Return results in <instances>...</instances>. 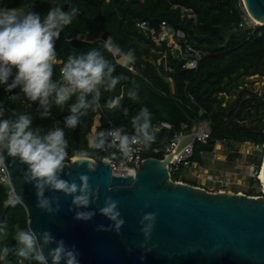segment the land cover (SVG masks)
Segmentation results:
<instances>
[{"label":"trees","instance_id":"trees-1","mask_svg":"<svg viewBox=\"0 0 264 264\" xmlns=\"http://www.w3.org/2000/svg\"><path fill=\"white\" fill-rule=\"evenodd\" d=\"M241 4V0H0V7L32 9L41 16L52 6H62L64 11H68L69 5L80 9V15L65 27L55 43L60 61L66 60L73 51L85 54L91 48H99L109 36L125 51L134 49L136 55L134 65L127 68L116 65L114 74H123L127 79L121 81L114 92H103L101 108L90 111L74 130L64 126V119L70 114L67 107L53 106L51 117L41 119L42 109L24 98L19 87L6 92V86L0 85L4 108L0 119L11 117L15 111L31 115L33 127L64 128L69 141V162L73 149L92 152L88 144L90 136L110 129L111 124L123 126L131 133V119L142 107L150 110L152 124L159 129L156 142L146 150V157L163 159L167 144L176 134L190 133L193 120L209 121L211 134L205 142L195 143L190 157L192 164H206L207 157L214 154L217 141L227 148L228 162L244 157L238 145L247 142L259 145L261 149L246 155L247 162L257 166V175L247 176L246 194L263 195L258 174L264 156V94L254 92L246 83L250 76L264 77V24L252 27L244 22ZM141 22L150 27H141ZM163 22L168 28L184 33L182 43L200 50L202 57L196 68L184 66V58H177L168 51L167 40L157 41L153 36L152 29L158 35ZM100 50L116 63V58ZM166 52L165 66L157 59ZM61 67V63L55 65L53 79L59 78ZM132 88L138 90V102L127 97V91ZM17 94L21 95L20 100L12 101L10 96ZM112 97L121 98L123 108L129 110L127 116L122 109L104 107ZM73 102L75 97L69 101ZM163 122L171 127L162 126ZM156 147L160 152H154ZM103 155L106 154L90 158L100 161L99 156ZM186 171L188 167L181 164L178 170L172 171V180L197 186V179L187 176ZM212 188L216 189L217 184L213 183ZM9 199L10 186L0 182V225H9L7 243L13 249L8 259L11 264H20L21 258L15 254L19 245L13 241L11 229L16 223L27 228L28 215L22 203L10 206Z\"/></svg>","mask_w":264,"mask_h":264},{"label":"clouds","instance_id":"clouds-1","mask_svg":"<svg viewBox=\"0 0 264 264\" xmlns=\"http://www.w3.org/2000/svg\"><path fill=\"white\" fill-rule=\"evenodd\" d=\"M79 15L80 9L71 5L68 11L62 10L59 5L52 6L43 16L32 9L22 11L0 7V85L6 86V92L19 87L24 98L42 109L41 119L51 117L53 106L60 109L67 107L70 114L65 117L64 126L73 130L90 111L96 112L101 108L103 92H114L117 85L127 79L123 74H114L116 65L127 68L136 62L134 49L125 51L111 36L99 48H91L85 54L73 51L66 60H58L55 43L65 27ZM101 48L116 58V63L106 58ZM57 63H61L62 67L59 78L53 79ZM126 94L130 100L138 102L136 88L129 89ZM73 97L75 102L69 103ZM20 98L19 94L10 96L12 101ZM104 107L122 109L125 116L129 113L127 108H123L120 97L109 98ZM3 115L4 108L0 106V116ZM131 128V133L123 126L93 133L88 141L92 152L73 149L76 165L86 166L88 172H95L97 165L90 159L93 155L105 153L99 156L100 160L123 161L135 153L137 145L147 150L156 142L159 129L153 126L152 113L147 107H142L132 117ZM7 158L13 164L18 161L26 166L23 182L34 186L36 207L44 213L54 216L61 209L59 195H45L52 192L71 197L69 211L78 209L74 219L89 221L96 215L94 211L79 209H88L99 200L100 186L93 187L90 176L85 173L79 174L76 179L62 178L65 174L71 175L65 172L69 168L70 154L64 128L55 126L45 130L33 127L31 115L13 111L11 117L0 119V167L5 166ZM22 202V197L15 194L8 204L15 206ZM119 203L112 196H105L99 212L113 223L107 227L98 225L97 231L112 230L121 234L125 219ZM150 206L149 202L144 203V208ZM158 215L154 211L142 213L139 224L144 241L140 247H145L151 240ZM9 231V225H0V262L3 264H11L8 257L13 249L7 243ZM11 231L13 241L19 245L15 254L21 258L20 264L25 261L27 264H49V260L51 264H79V252L75 246L66 245L63 239L57 240L48 230L38 234L32 227L25 228L16 223Z\"/></svg>","mask_w":264,"mask_h":264},{"label":"water","instance_id":"water-1","mask_svg":"<svg viewBox=\"0 0 264 264\" xmlns=\"http://www.w3.org/2000/svg\"><path fill=\"white\" fill-rule=\"evenodd\" d=\"M243 3L257 23L264 24V0ZM193 122L191 132L182 136L175 150L163 159L146 157L135 175L114 173L111 161L93 158L90 159L97 169L88 172L86 166H77L73 157L65 169L71 175L62 178L76 179L85 173L93 187L100 186L99 200L88 209H79L96 213L89 221L74 219L78 209L69 211L71 197L60 193H45L61 197V209L56 215L38 209L34 186L23 182L26 166L18 161L13 164L7 158L5 165L13 192L22 197L28 227L38 234L48 230L57 240L75 246L79 264H264V195L210 191L172 180L170 163L175 153L193 139L199 126L198 121ZM105 196L120 202L125 224L119 235L112 230L97 231L98 225L107 227L113 223L99 212ZM146 201L149 208H144ZM147 211L159 215L151 240L140 247L144 237L139 220Z\"/></svg>","mask_w":264,"mask_h":264},{"label":"built area","instance_id":"built-area-1","mask_svg":"<svg viewBox=\"0 0 264 264\" xmlns=\"http://www.w3.org/2000/svg\"><path fill=\"white\" fill-rule=\"evenodd\" d=\"M242 1V7L244 9V15L243 19L244 22H246L248 25L255 27L257 25V21L249 14V12L246 10L243 0ZM139 25L143 28H149L150 26L146 22H141ZM153 36L156 38L157 41L167 40V44L169 46V52L176 56L177 58H184L185 64L184 66L189 68H196L198 66L199 60L201 59L202 55L200 50L197 48L191 46L189 43H182L181 38L184 37V33L180 30L174 31L173 29H170L167 27L166 22L162 23V31L157 35L155 29H152ZM167 52L162 54L161 57L157 59L158 63H164V65H167ZM0 106H3V103L0 101ZM2 116H0L1 118ZM98 119V115H97ZM162 126L165 127H171V125L167 122H163ZM186 124H183V127H185ZM116 128L114 125L111 124L110 129ZM211 134V126L209 121H202L199 122V126L197 130L194 133V137L191 140V142L187 143L185 147L179 152L176 153L174 158L172 159L169 170L172 173V171L178 170L181 164L191 168L192 166H195L190 161V157L193 155L194 152V145L196 142H205ZM183 134H176L175 137L171 140L169 144L166 146V153L165 157L176 149L178 146ZM221 141H217L216 147L214 149V153L222 146ZM254 145V144H253ZM258 149H261L259 146ZM154 152H160V148H154ZM146 158V150L143 149L142 145L136 146L135 153L123 161H111L113 172L120 174V175H135L137 170L141 167L142 162ZM198 166H203L201 164H198ZM193 173V171H192ZM257 175V166L254 163L248 164V176H256ZM202 176V175H201ZM199 176V177H201ZM198 177V179H199ZM204 179L211 182L216 183L217 188H210L206 183H201L197 186L205 188L210 191H231L228 186H230L232 182V177L225 173L223 170H218V172H205L204 173ZM259 177V174H258ZM0 182L3 184H7L10 186V198L14 196L13 188L10 181V176L8 169L6 165L4 167H0ZM234 192V191H233ZM240 192V191H239ZM264 195V192H263ZM260 195V196H263Z\"/></svg>","mask_w":264,"mask_h":264},{"label":"rangeland","instance_id":"rangeland-1","mask_svg":"<svg viewBox=\"0 0 264 264\" xmlns=\"http://www.w3.org/2000/svg\"><path fill=\"white\" fill-rule=\"evenodd\" d=\"M17 9L22 10L21 8ZM246 85L253 88L254 92L260 95L264 94V77H261L259 75L250 76L247 78ZM258 148L259 145H253L249 142L238 145V149L241 153H243L244 157L238 158L235 162H228L227 148L222 145L211 157H207L208 162L206 164L201 167L198 165L192 166L191 168L188 167V171H186L185 173L187 174V176L197 179V183H206L208 187L212 188L213 183L204 179V173L208 171L216 173L218 172V170H223L225 173L232 177V182L230 186H228L229 189L231 191L237 190V192L240 191L242 193H246V191L249 189V184L247 181L249 162H247L246 155L252 150ZM260 181L262 185L261 189L264 192L263 181Z\"/></svg>","mask_w":264,"mask_h":264},{"label":"bare ground","instance_id":"bare-ground-1","mask_svg":"<svg viewBox=\"0 0 264 264\" xmlns=\"http://www.w3.org/2000/svg\"><path fill=\"white\" fill-rule=\"evenodd\" d=\"M175 155H176V153H175ZM262 163L263 164L261 166V169H260V172H259V176H260V179L264 182V159H263V162Z\"/></svg>","mask_w":264,"mask_h":264}]
</instances>
